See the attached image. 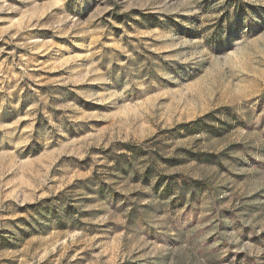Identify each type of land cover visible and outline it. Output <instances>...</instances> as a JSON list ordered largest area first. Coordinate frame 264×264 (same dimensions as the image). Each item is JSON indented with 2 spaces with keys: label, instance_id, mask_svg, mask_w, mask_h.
<instances>
[{
  "label": "rangeland",
  "instance_id": "1",
  "mask_svg": "<svg viewBox=\"0 0 264 264\" xmlns=\"http://www.w3.org/2000/svg\"><path fill=\"white\" fill-rule=\"evenodd\" d=\"M0 264H264V0H0Z\"/></svg>",
  "mask_w": 264,
  "mask_h": 264
},
{
  "label": "trees",
  "instance_id": "2",
  "mask_svg": "<svg viewBox=\"0 0 264 264\" xmlns=\"http://www.w3.org/2000/svg\"><path fill=\"white\" fill-rule=\"evenodd\" d=\"M149 177H150V176H146V177L144 178V181H145L147 184L151 182ZM172 178H173V177H172ZM181 191H182V190H181Z\"/></svg>",
  "mask_w": 264,
  "mask_h": 264
}]
</instances>
